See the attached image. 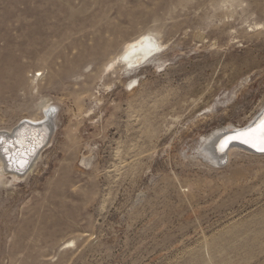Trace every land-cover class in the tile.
<instances>
[{
    "label": "rangeland",
    "instance_id": "374dc122",
    "mask_svg": "<svg viewBox=\"0 0 264 264\" xmlns=\"http://www.w3.org/2000/svg\"><path fill=\"white\" fill-rule=\"evenodd\" d=\"M149 32L163 51L112 66ZM44 104L0 264H264V155L197 152L264 111V0H0V134Z\"/></svg>",
    "mask_w": 264,
    "mask_h": 264
},
{
    "label": "bare ground",
    "instance_id": "6f19581e",
    "mask_svg": "<svg viewBox=\"0 0 264 264\" xmlns=\"http://www.w3.org/2000/svg\"><path fill=\"white\" fill-rule=\"evenodd\" d=\"M165 49V45L159 42L157 39V35L153 33H146L139 38L135 39L132 42H129L123 48L122 53L118 56V58L113 62L112 66L119 64L123 66L124 70H129L132 67L137 68L141 66L145 60H148L149 56L155 55L160 51ZM127 57V59H125ZM148 63V62H147ZM133 69V68H132ZM43 113H45V120H36L32 119L29 122H25L21 124L18 128H16L11 135H1L6 138L9 143L11 144L16 139H23L25 141V147L28 149L34 148V151H29L28 154L25 156L27 159L28 164L27 166L22 169L18 170L16 166H9L7 158L4 156L3 152L0 151V186H6L11 183V179L22 180L29 172V168L32 162L39 156L41 151L47 146L48 140L50 139V129L51 126L49 124V117L53 113L52 107L49 104H44L41 106ZM41 110V111H42ZM47 110V111H46ZM262 117H264V111L260 114V116L250 125L258 122ZM249 125V126H250ZM248 127V126H247ZM243 129V128H240ZM240 129H234L231 131H236ZM226 131V130H225ZM233 132L226 131L224 133L217 132L209 136L208 138H204L200 142V146L197 148L198 155L211 164L212 166L219 167L226 164L227 158L229 157L231 151L234 148H239L243 151H248L253 154L264 155V152L257 151L255 148L250 147L247 144L241 143L240 144H229L227 148L221 150L220 142L224 138L226 134H231ZM249 147V148H248ZM228 149L226 154L224 152ZM252 149V150H251ZM18 151V148L14 147L12 149V153L15 154ZM8 175H11L9 178ZM12 184V183H11ZM72 243V242H71ZM74 243V242H73Z\"/></svg>",
    "mask_w": 264,
    "mask_h": 264
},
{
    "label": "snow or ice",
    "instance_id": "6c2138e0",
    "mask_svg": "<svg viewBox=\"0 0 264 264\" xmlns=\"http://www.w3.org/2000/svg\"><path fill=\"white\" fill-rule=\"evenodd\" d=\"M125 59H127V57H125ZM52 111H55V109H52ZM233 141H239L255 148L257 151L264 152V117L248 127L236 130L231 134H226L220 142L221 150L227 148ZM14 147L18 148L15 154L12 153ZM0 151H2L7 158L9 166L14 165L18 170H22L28 164L25 156L29 151H34V148H26L23 139L18 138L10 144L6 138L0 136Z\"/></svg>",
    "mask_w": 264,
    "mask_h": 264
},
{
    "label": "water",
    "instance_id": "95a60500",
    "mask_svg": "<svg viewBox=\"0 0 264 264\" xmlns=\"http://www.w3.org/2000/svg\"><path fill=\"white\" fill-rule=\"evenodd\" d=\"M232 144H240L239 142L237 141H233ZM249 148V147H248ZM252 150V149H251Z\"/></svg>",
    "mask_w": 264,
    "mask_h": 264
}]
</instances>
